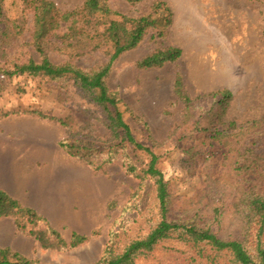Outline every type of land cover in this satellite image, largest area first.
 <instances>
[{
    "label": "rangeland",
    "instance_id": "374dc122",
    "mask_svg": "<svg viewBox=\"0 0 264 264\" xmlns=\"http://www.w3.org/2000/svg\"><path fill=\"white\" fill-rule=\"evenodd\" d=\"M52 1L62 10L84 2ZM156 1H163L170 8V23L162 35L156 28H148L134 48L119 55L106 84L121 97V110L126 108L123 116L134 137L153 145L159 156L157 166L169 190L168 215L179 214L180 208L192 213L198 210L200 225H210L220 237H238L242 224L232 207L231 195L238 180L219 185L225 192H218L217 196L224 198V205L214 221L204 207L206 197H212L216 189L205 178L202 164L219 170L215 175L221 178L229 167V159L222 162V151L232 149L229 154L236 156L244 141L254 139V146L260 145L259 151L264 152V0H108V5L117 13L138 17L151 13ZM1 9L0 29L6 18L27 21L17 40L5 49L0 45V117L8 112L0 118V129L38 133L40 147L39 156L34 154L33 166V185L38 186L39 195L31 196L28 190L16 199L22 205H32L63 239L68 240L72 232H77L86 235L87 240L74 248L43 249L33 236L16 229L12 217H0V247H9L38 264H92L102 255L112 232L117 233L120 228L116 239L123 245L145 234L159 216L153 181L125 169L127 157L139 169L149 157L131 147L113 153L115 157L109 162H104L107 147L81 150L85 157L67 154L58 145L66 136L65 127L55 119L30 111L73 120L74 128L90 122L89 129L107 146L113 140L106 127L105 111L71 80H48L28 74L6 76L1 69L11 61L30 57L37 61L39 57L29 44L33 26L30 10L23 12L21 0H5ZM168 47L180 48V56L160 66L137 65L144 56ZM50 58L55 63L64 60L58 54H51ZM105 60L102 52H94L73 63L88 70ZM222 89L229 90L232 96L220 107L219 95L211 93ZM253 124H257L254 130L242 136L232 135L227 145L213 143L211 157L210 152H201L207 148L205 139L199 137L202 132L218 129L235 134ZM190 146L202 153L195 155L197 167L193 172L184 162L183 147ZM21 154L28 155L27 151ZM87 160L102 163L101 169H95ZM31 185L27 184L30 188ZM250 238L246 244H250ZM203 245L177 238L162 239L151 250L138 252L132 264H237L224 251L216 252Z\"/></svg>",
    "mask_w": 264,
    "mask_h": 264
},
{
    "label": "trees",
    "instance_id": "16d2710c",
    "mask_svg": "<svg viewBox=\"0 0 264 264\" xmlns=\"http://www.w3.org/2000/svg\"><path fill=\"white\" fill-rule=\"evenodd\" d=\"M4 1L0 0V14ZM21 1L23 12L30 10L32 13L33 26L29 44L39 60L36 61L31 57L21 62L14 60L10 65L2 67L1 71L8 77L14 74H28L48 80H71L74 85L89 95L90 101L103 107L106 127L111 132L113 141H110L113 143L110 142L107 146L101 143L89 129L90 122H87L85 127L74 128L73 120L47 116L39 110H31L30 113L55 119L65 127L66 136L58 141V145L71 156L85 157L86 153H80L81 150H105L107 147L108 156L104 162H109L115 157L113 153L131 147L136 151L145 152L149 157L148 162L140 169L127 157L125 169L137 177L149 178L153 181L159 216L145 234L136 236L123 245L116 239L120 235V228L117 233L112 232L102 255L92 264H132L138 252L151 250L158 241L167 238H177L194 244L203 243L216 252L224 251L237 264H264V152L259 151L260 145L254 146V139L244 141L242 149L237 150L236 156L234 153L229 154L233 151L232 149L222 151L220 153L222 162L225 163V159H229V167L227 172L225 170L222 173L221 178L215 175L219 173V170L213 171L209 164H202L205 178L214 184L212 188L216 189L214 194H211L212 197H206L207 203L204 207V210L210 211L209 215L214 221L220 215L224 205V198L221 195L217 196L218 192H225L221 186L230 185L238 180L232 188L231 195L233 196L232 207L242 224V233L238 237H220L210 225L202 226L198 223L197 217L200 214L198 210L192 213L190 209L180 208L179 214L168 215L169 190L167 181L157 166L159 156L153 151V145L141 143L134 137L123 116L126 108L121 110L123 104L121 97L106 84V77L113 62L123 52L134 48L148 28H156L158 34L162 35L171 17L167 4L156 1L151 13L130 17L113 11L108 5V0H84L81 6L71 10L60 9L52 0ZM26 21V18L5 19L4 27L0 29L2 49L9 47L24 33ZM94 52H102L106 57L105 62L88 70L73 63L74 59ZM51 54L63 56L64 60L55 63L50 58ZM180 54L181 49L178 47L156 50L138 60L137 65L141 68L160 66L166 61L175 60ZM178 82L179 79L176 78L177 85H179ZM211 95H219L220 107H223L232 96L226 89L216 90ZM7 114L8 112L4 115ZM232 123L229 122L230 125ZM256 127L257 124H253L240 129L235 134L224 133L218 129L208 133L202 132L199 137L205 139L207 148L201 152H210L209 157H211L213 151L210 148L213 143L227 145L232 135L242 136ZM183 152L186 154L185 166L193 172V169L197 167L195 155L198 150L190 146L183 147ZM201 152H198V155H202ZM198 157L203 159L202 156ZM94 161L87 160L90 165H94L95 169H101L102 163L98 164ZM0 217H12L16 229L33 236L43 249L74 248L87 240L86 235L77 232H72L68 240L63 239L55 228L47 225L46 219L34 208L22 205L19 200L3 190H0ZM41 222L45 224L44 227L41 226ZM249 237H251L250 244H246ZM0 264L38 263L9 247H0Z\"/></svg>",
    "mask_w": 264,
    "mask_h": 264
},
{
    "label": "crops",
    "instance_id": "0c3cea01",
    "mask_svg": "<svg viewBox=\"0 0 264 264\" xmlns=\"http://www.w3.org/2000/svg\"><path fill=\"white\" fill-rule=\"evenodd\" d=\"M24 151L28 153L26 157L21 154ZM39 152L38 133L5 132L0 129V190L17 199H21L28 190L31 191V196L39 195L38 186L33 185V166L36 161L34 154L39 156ZM28 183L32 184L31 188L27 186ZM25 205L33 208L30 204Z\"/></svg>",
    "mask_w": 264,
    "mask_h": 264
}]
</instances>
